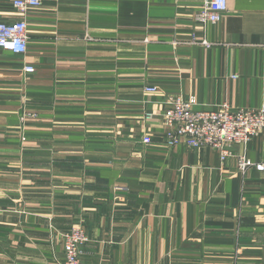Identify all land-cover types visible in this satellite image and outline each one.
Instances as JSON below:
<instances>
[{
	"label": "crops",
	"instance_id": "obj_1",
	"mask_svg": "<svg viewBox=\"0 0 264 264\" xmlns=\"http://www.w3.org/2000/svg\"><path fill=\"white\" fill-rule=\"evenodd\" d=\"M202 2L41 0L27 13V52L0 49V264H56L78 226L83 264H264V169L165 141L173 96L264 104V0H228L208 25L194 20ZM0 15L19 17L12 0ZM231 150L264 164V135Z\"/></svg>",
	"mask_w": 264,
	"mask_h": 264
},
{
	"label": "built area",
	"instance_id": "obj_2",
	"mask_svg": "<svg viewBox=\"0 0 264 264\" xmlns=\"http://www.w3.org/2000/svg\"><path fill=\"white\" fill-rule=\"evenodd\" d=\"M13 8L19 14L16 20H4L0 15V49L14 54H24L28 50L27 13L39 8L41 0H12ZM228 10V0H203L201 7L195 12V22L203 25L219 22ZM149 41V39H145ZM194 44L200 43L211 47L207 39L198 41L196 33L192 35ZM28 72L35 70L34 66H26ZM237 77V76H234ZM145 90L150 93L158 91L155 85H148ZM195 97L185 98L181 94L171 97L162 114L166 145L170 148L185 145L194 150L208 147L220 154L222 160L236 157L241 171L255 165L264 169V164H254L246 154H233L231 147L236 144L248 145L258 135H264V104L257 108H233L228 102H222L215 110H198L194 108ZM35 116L36 114H32ZM148 119L153 118L147 113ZM151 136H144L143 143L150 144ZM63 242V257L56 264H83V246L89 238L86 232L75 227L61 236Z\"/></svg>",
	"mask_w": 264,
	"mask_h": 264
},
{
	"label": "rangeland",
	"instance_id": "obj_3",
	"mask_svg": "<svg viewBox=\"0 0 264 264\" xmlns=\"http://www.w3.org/2000/svg\"><path fill=\"white\" fill-rule=\"evenodd\" d=\"M164 110H165V109H164ZM163 112H164V111H163ZM32 116H33V115H32ZM35 116H36V115H35ZM78 227L82 228V229L85 231V229H84L83 227H81V226H78ZM73 228H75V227H73ZM73 228H72V229H73ZM72 229L68 230V231L65 232V233L70 232ZM85 232H86V231H85ZM65 233H63L61 236H63ZM86 234H87V232H86ZM61 236H60V237H61ZM87 236H88V238H89V240H88V242H89V241H90V236H89L88 234H87ZM88 242H87V243H88ZM87 243H86V244H87ZM53 244H54V242H53ZM61 244H62V247H63V242H62V240H61ZM86 244H85V245H86ZM85 245L83 246V252H84ZM54 259L57 261L58 259H61V258H60L58 255H55Z\"/></svg>",
	"mask_w": 264,
	"mask_h": 264
}]
</instances>
